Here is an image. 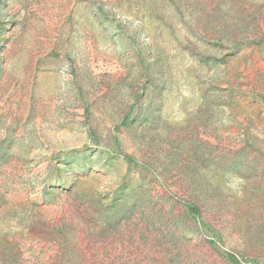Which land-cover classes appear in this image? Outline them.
Instances as JSON below:
<instances>
[{
	"label": "rangeland",
	"instance_id": "rangeland-1",
	"mask_svg": "<svg viewBox=\"0 0 264 264\" xmlns=\"http://www.w3.org/2000/svg\"><path fill=\"white\" fill-rule=\"evenodd\" d=\"M0 264H264V0H0Z\"/></svg>",
	"mask_w": 264,
	"mask_h": 264
}]
</instances>
